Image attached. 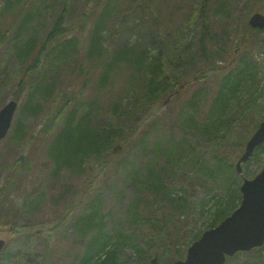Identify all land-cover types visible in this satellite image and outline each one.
Returning a JSON list of instances; mask_svg holds the SVG:
<instances>
[{"label":"rangeland","instance_id":"374dc122","mask_svg":"<svg viewBox=\"0 0 264 264\" xmlns=\"http://www.w3.org/2000/svg\"><path fill=\"white\" fill-rule=\"evenodd\" d=\"M131 1L146 5L151 14L161 18L157 35L167 37L166 53L170 52L172 63H179L183 55L184 63L189 68L199 64L205 71L206 78L191 87L184 96L168 97L165 94L162 100L168 98V101L163 106L160 100L144 105V81L135 69L129 74L124 71L113 88L108 86L101 89L98 86V71L90 70L95 59L85 55L92 25L100 8L98 0H23L14 9L5 0H0V107L8 100L20 97L11 129L0 141V191H5L7 205L4 212L9 219L6 223L0 222V238L6 241L5 251L9 255L7 261L0 264H39L48 251L56 264H68L73 250L83 242L77 239L71 221L97 199L105 230L119 244L116 254L118 262L146 264L161 254L163 260L170 261L176 250L183 257L193 235L207 229L216 199L224 198L230 190L233 191V187L240 195L242 178H252L263 166L264 148L254 151L241 164L242 175L234 165L242 153L246 138L264 115V30L259 33L256 29H250L247 32L249 38L252 37L251 43H247V59L256 69V81L249 92L242 93L236 110L244 107L246 100L253 97V112L244 121L249 129L244 131L239 127L240 114H237L234 119H228L216 135L212 133L214 130L205 132V128L211 123L209 108L220 75L213 73L214 67L205 64L199 52L198 37L201 32L200 16L203 14L213 35L211 61L215 68L226 64V58L238 47L237 43L230 44L236 37L235 30L241 28L252 13L258 11L264 14V0ZM32 2L36 5L34 17L28 24H23V15ZM127 3L128 0H119L120 5ZM202 6L205 7L203 12ZM62 8L67 38L76 39L72 54L62 64L56 65L48 45L33 65L42 39ZM114 22L115 19L110 20L107 31L102 33V47L108 50L121 47L123 38L137 43L147 26L148 31L157 30L151 27L153 24L149 17L143 19L145 23L134 33L115 34L113 37L111 29L118 21L112 28L109 24ZM128 23L130 25L131 21ZM143 34L145 45L159 49L160 37L152 40L147 32ZM19 37H22L20 40L29 37L36 39L32 56L26 59L17 54L15 44L19 42ZM115 40L117 42L113 44ZM220 47L227 50L221 53ZM240 57L238 54L236 61ZM226 70L222 69L223 72ZM84 82L86 86L83 88ZM20 89L21 92L15 96ZM198 89L203 95L195 112L187 107L186 102ZM28 94L33 95L34 105H41L38 115L20 112V105ZM89 100L103 108H112L109 113L100 114L99 105H96L95 120L133 129L131 141L124 150L117 152L110 163L105 164L103 160L104 157L109 159L107 153L100 158L92 155L86 158L88 166L76 171L64 170L57 175L43 145L52 134L45 138L38 135L45 121L44 115L48 111L56 113L65 103L68 104L67 111L77 102ZM114 106L118 108L113 110ZM86 108L83 106L81 110ZM116 110L118 114H115ZM181 110L189 114L183 115L191 118L188 122L181 120ZM16 120L29 131L19 143L10 142L9 136ZM229 130H235L236 141L242 142L240 145L224 139ZM242 134L245 137L241 140ZM156 144H159L158 150L154 147ZM218 156L226 164L225 168L217 167ZM24 157L31 160V165L19 172L13 164L21 159L26 162ZM149 173L157 174L159 178L155 198H151L153 192L148 189L145 180ZM7 182L10 185L6 186ZM73 191L82 192L80 200L73 204L74 208L70 207V211L64 213L66 218L58 227L51 228L59 222L58 216L63 213L66 202L70 200L69 194ZM148 198L153 200L150 209ZM175 221L181 223V230L178 237L172 238L170 233ZM174 238L176 244L173 245ZM244 262L261 264L250 252L233 256L226 264Z\"/></svg>","mask_w":264,"mask_h":264},{"label":"trees","instance_id":"16d2710c","mask_svg":"<svg viewBox=\"0 0 264 264\" xmlns=\"http://www.w3.org/2000/svg\"><path fill=\"white\" fill-rule=\"evenodd\" d=\"M7 5L12 9L17 8L23 0H5ZM45 1V0H43ZM56 1V0H52ZM98 11L92 25V33L90 34V40L87 44V49L85 55L88 58L95 59V62L90 66L91 72L98 71L97 74V84L101 89H106L108 86L113 88V85L119 81L120 75L126 71L128 74L132 69L136 70V74L144 81V92L142 99L144 105L153 103L155 101H161L163 106V96L167 94L168 96L172 93L173 96H184L186 92L193 87L195 84L202 82L206 77L204 76V68H201L199 64H196L193 68H189L186 63H184V57L181 55V59L178 60L179 63H172L170 59V52H167V39L166 36L157 35L158 28L160 27L161 18L151 14L149 8L146 5L134 3L131 0H128L126 5H120L119 0H98ZM26 14L23 15L22 23L28 24L34 17V10L36 9L35 3L32 2V6L28 7ZM205 7H201L203 12ZM124 12H127L124 14ZM128 17V19H127ZM150 17V23L153 26V29L146 30L143 29L141 32V39L137 43H131L129 39L123 38L122 46L114 49L108 50L106 47H102L104 41L105 32L107 31V24L110 20L115 19L114 23L109 24L112 28L116 22L117 25L114 29H111L112 36L115 37V34H132L137 28L140 27L145 22H142L144 18ZM131 21L129 25L128 21ZM106 27V28H105ZM200 28L201 32L198 37V48L199 52L204 59L205 64L214 67L213 73L220 75L219 81L217 83V90L209 108V118L211 123L208 124L205 128V132L209 133L212 131L216 135L224 124L227 123L228 119H234V116L240 114L241 123L239 127L242 130L246 129L248 125L245 121V118L251 116L252 108L254 107V101L250 97L246 100L244 107L238 108L239 99L243 92H249L256 81V69L254 66H251L250 62L247 59L249 56L248 42L251 43L252 37L249 38L247 32L251 29L247 22H245L241 28L235 30L236 37L231 45L235 43L238 44V47L235 48L231 56L227 57L226 64L224 66H216L211 61L213 57L210 51L213 48L211 44V39L213 35L208 26V20L206 15L200 16ZM119 30V33L118 31ZM147 32L152 40L160 37L159 49H151L143 40V32ZM260 33V31H257ZM103 33V34H102ZM22 37H19L16 42V50L19 57L26 59L29 56H32V51L35 48L36 39L29 37L20 40ZM250 39V41H249ZM258 39L254 40L257 41ZM75 37L67 38V24L64 20V10L54 19L51 24V28L45 34V37L42 39L41 46L38 50V53L34 55L33 65L36 62L37 57L43 52V50L50 45L51 48L49 53L53 55L54 64H62L64 60L72 54L71 49L75 45ZM209 41V44L207 43ZM116 40L113 44H116ZM51 44H53L51 46ZM211 44V46H210ZM174 43L171 45V47ZM73 50V49H72ZM227 49L224 47L219 48V52L224 53ZM48 53V54H49ZM239 54V59L236 61L237 55ZM179 57V58H180ZM212 62V63H211ZM235 63V66L232 65ZM32 65V67H33ZM229 67L225 72L221 70L222 67ZM207 68V67H205ZM171 69H176V71H170ZM175 73L177 77H174ZM126 81V77L124 78ZM128 84L130 81L127 82ZM86 86V82L83 83V88ZM193 90V89H192ZM191 90V91H192ZM199 90V91H198ZM197 91L191 94V98L188 99L187 107L195 110L198 103L201 102L200 96L203 95L202 91L198 89ZM110 91L113 90L110 88ZM21 92L16 91L17 93ZM14 96V97H15ZM165 96V97H166ZM139 97V96H136ZM33 95L28 94L26 99L21 103L20 112L27 114L38 115L40 113V104L34 105L32 102ZM78 104L72 105V107L65 111L66 106H61L56 113L48 111L45 116V121L43 127L39 130L38 135L41 138L51 136L46 139L47 141L43 143L45 145V152L47 153L48 158L53 163L54 172L59 175L62 171H76L82 166H88L86 164V158L92 155L97 157L103 156V153H107V157H104V163H110L112 159L115 158L117 152L124 150L128 143L131 141L133 136V129L125 125L118 127V124L113 125L112 123H99L95 118L97 117L96 112L94 113L96 102L89 100L86 102H77ZM87 106L86 110L82 111L81 108ZM117 106L113 107L114 108ZM118 108V107H117ZM112 109V108H111ZM110 109V110H111ZM145 109V108H143ZM108 107L103 108L99 105V113L105 114L110 111ZM118 110L115 111V114H118ZM193 113V112H192ZM187 111L181 110V120L188 122L191 118H187ZM264 118V115L261 116V119ZM19 120L13 125L10 136V142L19 143L22 137L26 136L29 131L25 130L24 126L19 124ZM119 123V122H117ZM227 127H225V130ZM249 129V128H247ZM245 131V130H244ZM228 135L224 138L229 141H236V132L235 130H229ZM33 137V136H31ZM244 135L240 139H244ZM34 138V137H33ZM242 142L236 141L237 145H240ZM157 150L159 144L154 146ZM263 146L257 148L261 150ZM120 149V150H119ZM26 162H22L23 159L19 162H15L13 165L17 168V171H22L27 169L31 165V160L27 157H24ZM217 167L221 168L224 164L220 156L217 158ZM13 166V167H14ZM157 174L149 173L146 176V184L148 189L152 190L151 198H155L158 193L157 189ZM12 181V180H11ZM10 182V181H9ZM9 182L6 183V186L10 185ZM11 183V182H10ZM225 195L224 198H217L214 204V210L212 213V218L206 225V227H212L216 225L221 219H223L232 209L236 206V202L239 201L240 195L236 194V189L233 187ZM231 192V193H230ZM230 193V194H229ZM5 191H0V222L6 223L9 219L7 218L4 212V207H6V199L4 197ZM82 192L76 193L72 192L69 194L70 200L66 202L64 206V211L58 216V223H55L51 228L58 227L62 221L65 220V212L70 211V207H75L73 204L77 200H80ZM177 202L179 199H176ZM149 209L153 204V200H149ZM89 208L80 215L73 218L71 221V226L74 230V233L78 240H82V244L78 249H74L71 258L68 264H124L123 262H118L117 251L119 244L116 240H112V236L108 234L105 230L104 222L99 214V199L90 202ZM62 219V220H61ZM181 230V223L175 221L171 230V237H178V234ZM202 231L193 235L192 240L196 239ZM172 241L173 245L176 244L175 238ZM253 254L257 261L261 264H264V243L249 251ZM243 252L237 253L235 256L242 255ZM8 252L3 251L0 254V263L6 262L8 259ZM163 255L158 256L157 263H170L174 259L181 258L179 250H176L173 253V257L170 258V261L163 260ZM39 264H56L51 258L49 251L45 253ZM146 264H153V258L148 260ZM244 264H247L244 262Z\"/></svg>","mask_w":264,"mask_h":264},{"label":"water","instance_id":"95a60500","mask_svg":"<svg viewBox=\"0 0 264 264\" xmlns=\"http://www.w3.org/2000/svg\"><path fill=\"white\" fill-rule=\"evenodd\" d=\"M252 27L264 28V14L255 12L249 18ZM17 100H10L0 108V139L8 132ZM264 141V119L246 142L245 150L236 163L242 173L241 162L246 161L254 148ZM239 205L217 225L204 230L187 248L184 259L171 264H224L227 257L249 251L264 242V164L253 178H243ZM5 241L0 239V251ZM155 261V260H154Z\"/></svg>","mask_w":264,"mask_h":264}]
</instances>
